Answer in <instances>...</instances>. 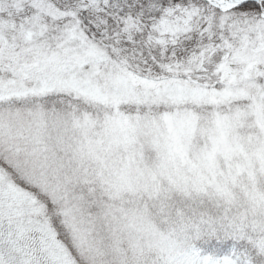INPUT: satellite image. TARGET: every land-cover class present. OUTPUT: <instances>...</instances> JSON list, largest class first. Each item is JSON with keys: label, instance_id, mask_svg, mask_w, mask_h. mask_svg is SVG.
Returning <instances> with one entry per match:
<instances>
[{"label": "snow or ice", "instance_id": "snow-or-ice-1", "mask_svg": "<svg viewBox=\"0 0 264 264\" xmlns=\"http://www.w3.org/2000/svg\"><path fill=\"white\" fill-rule=\"evenodd\" d=\"M0 264H264V0H0Z\"/></svg>", "mask_w": 264, "mask_h": 264}]
</instances>
